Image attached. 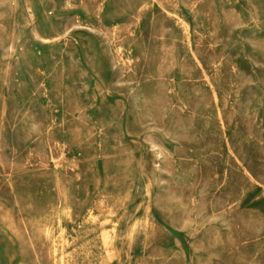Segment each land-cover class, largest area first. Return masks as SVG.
I'll return each instance as SVG.
<instances>
[{
	"label": "rangeland",
	"instance_id": "1",
	"mask_svg": "<svg viewBox=\"0 0 264 264\" xmlns=\"http://www.w3.org/2000/svg\"><path fill=\"white\" fill-rule=\"evenodd\" d=\"M0 264H264V0H0Z\"/></svg>",
	"mask_w": 264,
	"mask_h": 264
}]
</instances>
